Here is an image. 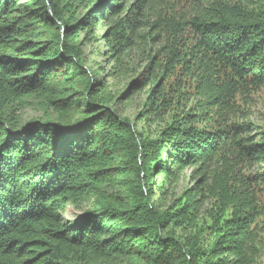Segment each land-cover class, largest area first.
Returning a JSON list of instances; mask_svg holds the SVG:
<instances>
[{"label":"trees","instance_id":"16d2710c","mask_svg":"<svg viewBox=\"0 0 264 264\" xmlns=\"http://www.w3.org/2000/svg\"><path fill=\"white\" fill-rule=\"evenodd\" d=\"M95 43L156 131L106 107ZM249 87L264 0H0V264H264V132L225 118Z\"/></svg>","mask_w":264,"mask_h":264},{"label":"rangeland","instance_id":"374dc122","mask_svg":"<svg viewBox=\"0 0 264 264\" xmlns=\"http://www.w3.org/2000/svg\"><path fill=\"white\" fill-rule=\"evenodd\" d=\"M99 45V43H95L93 46L86 47V53L90 59V66L94 68L96 76L103 78L105 86L101 95H103L106 107L119 117L129 119V122L135 124L138 129H144L145 131L150 129L151 132L156 131L160 123H152V118L150 120H139L147 99V92H138L135 88L131 89L133 76H129L127 79L111 77V67L107 63L102 62V59L95 54ZM99 65L104 67L103 71H98L97 67ZM129 90V94L123 96ZM232 106V109L225 117L228 119L229 124L234 123L244 126L247 129L246 136L258 140L259 134L264 132V87L260 89L249 87L248 90L242 91L237 95ZM17 115L23 125L35 121L56 122L58 118L56 114L51 112L45 114L42 106L37 104L29 105L25 109H21L17 112ZM262 170H264V165H255L249 167L248 174L261 172ZM193 171V168L185 171L178 187L169 191L165 202L169 203L174 198L179 197L191 185L190 179ZM156 200L160 199L157 198ZM89 210V204H80L79 206L70 205L64 214V219L68 222H76ZM113 264L132 263L126 260H115Z\"/></svg>","mask_w":264,"mask_h":264}]
</instances>
